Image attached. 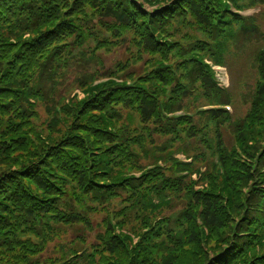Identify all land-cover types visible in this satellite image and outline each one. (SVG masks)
Masks as SVG:
<instances>
[{
	"label": "trees",
	"instance_id": "1",
	"mask_svg": "<svg viewBox=\"0 0 264 264\" xmlns=\"http://www.w3.org/2000/svg\"><path fill=\"white\" fill-rule=\"evenodd\" d=\"M263 21L264 0H0V264H264ZM227 56L255 70L243 117L201 110L234 104ZM70 75L84 99L57 100Z\"/></svg>",
	"mask_w": 264,
	"mask_h": 264
},
{
	"label": "rangeland",
	"instance_id": "2",
	"mask_svg": "<svg viewBox=\"0 0 264 264\" xmlns=\"http://www.w3.org/2000/svg\"><path fill=\"white\" fill-rule=\"evenodd\" d=\"M132 1V0H131ZM158 2H155L154 0H148V3L145 2V0H135V4L141 8L145 12L153 13L156 10H159L160 8L164 7L165 5H169L172 0H157ZM155 2V3H154ZM263 27H264V21H263ZM107 50H99L98 52L102 55V62L103 66H105V70L110 69L112 66L115 67L118 62H121L120 54L123 52V49H118L117 51L111 50L110 52H106ZM126 56V55H125ZM104 58V59H103ZM106 58V59H105ZM226 64L231 69V74L229 75V79L226 76V74H223L221 76L223 84L226 86H229L230 90H232L231 94L233 95V105L235 107V115L237 113L240 114V117H243L250 109V101L251 97L254 92V83H255V70L253 68V63L249 61L247 58L241 56L237 59H233V57L227 56ZM101 69V67L99 68ZM95 68H91L88 73L92 74L95 73ZM121 74H119L120 77ZM79 75H70L68 78L64 77L60 79L61 84L57 87V94H55V98L57 100H60L63 96L64 99H68L70 97H75L76 95L80 96V99H84V95L82 90L78 88L80 80L78 79ZM96 84L103 83L107 81L109 78L106 76H95ZM41 106V105H40ZM40 110V116L41 120L48 121V115L46 111V107L39 108ZM59 110V109H58ZM159 142H162L161 139L158 140ZM146 164L148 161L145 162ZM82 228V226H80ZM207 234L206 236H209L210 234L206 230ZM74 233L72 231H69L67 234L63 235L61 239H57L56 243L58 244L60 241L65 240L66 235L69 237L67 240H70L71 237H73ZM53 244V243H52ZM50 245L49 250L46 252L47 254H51V252H55L52 255H57L55 247L56 245ZM76 245H79L76 244ZM209 245H212L211 247H214V242H209L208 244H205L204 252L208 253L209 255H212V252H209ZM51 256V255H47ZM196 260V259H194ZM193 260V261H194ZM191 263V260L188 261V264Z\"/></svg>",
	"mask_w": 264,
	"mask_h": 264
}]
</instances>
